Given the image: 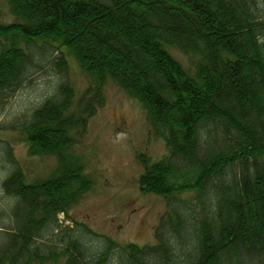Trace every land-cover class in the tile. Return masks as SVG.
Wrapping results in <instances>:
<instances>
[{
	"label": "trees",
	"instance_id": "obj_1",
	"mask_svg": "<svg viewBox=\"0 0 264 264\" xmlns=\"http://www.w3.org/2000/svg\"><path fill=\"white\" fill-rule=\"evenodd\" d=\"M8 2L18 22L0 24V113L55 66L58 89L13 129L25 134L32 156H54L58 167L28 184L4 154L11 168L0 193L14 203L0 212L9 222L0 223V264L61 256L107 264L115 256L112 243L98 254L81 235L57 232L58 215L92 188L73 149L105 104L108 80L143 105L169 150L155 164L142 158L140 185L164 197L171 216L158 246L126 247L124 264H264V0ZM57 45L95 82L78 101ZM171 49L194 62L186 67Z\"/></svg>",
	"mask_w": 264,
	"mask_h": 264
},
{
	"label": "rangeland",
	"instance_id": "obj_2",
	"mask_svg": "<svg viewBox=\"0 0 264 264\" xmlns=\"http://www.w3.org/2000/svg\"><path fill=\"white\" fill-rule=\"evenodd\" d=\"M15 22L8 0H0V24ZM171 53L187 67L194 62L193 58L184 56L176 49L171 50ZM66 56L70 67V83L78 97L94 81ZM59 57H63L60 50L56 55V58ZM56 76L57 69L50 66L40 71L33 83H27L4 101L6 110L0 113V189L5 174L11 168L3 157L7 151L11 152L28 184L47 179L58 167V160L54 156H32L25 135L13 129V123L31 113L52 91L56 92ZM51 87L53 90L49 91ZM104 95L105 106L89 122L87 129L81 132L73 149V154L81 159L95 185L83 200L72 206L66 215L60 216L61 223L57 230L62 235H81L85 242L95 246L98 254L105 249L108 238L121 246L156 245L155 232L161 217L164 214L167 218L171 216L165 199L144 193L139 186L144 171L140 155L146 154L154 163L161 161L168 155L164 141L150 133L147 116L140 102L116 83L109 80ZM183 198L192 197L187 194ZM13 203L0 193V209L10 211ZM4 221L0 220V223L8 227V219ZM78 224L87 225L93 234L99 235L87 236V231L83 233L85 229ZM44 243L51 245V240L47 239ZM115 251V256L107 260V264H124L127 257L123 249L116 246ZM44 264H67V258L61 256L57 262Z\"/></svg>",
	"mask_w": 264,
	"mask_h": 264
}]
</instances>
